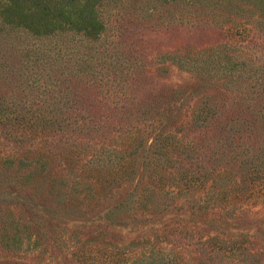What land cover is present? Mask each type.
Returning a JSON list of instances; mask_svg holds the SVG:
<instances>
[{"label":"rangeland","instance_id":"1","mask_svg":"<svg viewBox=\"0 0 264 264\" xmlns=\"http://www.w3.org/2000/svg\"><path fill=\"white\" fill-rule=\"evenodd\" d=\"M98 5L93 39L42 37L0 0V233L37 236L0 264H79L80 242L264 264V0Z\"/></svg>","mask_w":264,"mask_h":264},{"label":"trees","instance_id":"2","mask_svg":"<svg viewBox=\"0 0 264 264\" xmlns=\"http://www.w3.org/2000/svg\"><path fill=\"white\" fill-rule=\"evenodd\" d=\"M4 3L3 14L6 18L12 19L11 22L14 21L19 22L22 29L27 32L46 37L50 34V32L56 31L55 28H59L65 26H71L72 24H76L87 36V38L93 39L95 35H98L101 29H103V24L97 20V11L96 6L101 2V0H1ZM16 18V19H15ZM2 111V110H1ZM3 112V111H2ZM16 113V112H14ZM13 113V114H14ZM0 117L5 121L9 119V115L5 113H0ZM200 117L198 116L197 119ZM22 119V117H21ZM14 119L10 121V126L14 124H18V126H22L30 123V121H24L23 124L19 122V120ZM26 126H23L21 129L25 130ZM6 165V163H2ZM253 172L249 173L252 174ZM246 177V176H245ZM244 177V181H245ZM249 179L248 185L244 187L239 194L244 193L247 195L248 199L257 197V195H261L257 190L255 184H252ZM177 182H180L178 180ZM106 182H104L105 184ZM192 187L194 185H198L197 180H193L191 182ZM191 187V186H190ZM237 189L234 193L238 192ZM247 193V194H246ZM257 193V195H256ZM230 192V198L234 199L243 198L239 194H234ZM243 196V195H242ZM140 199V196H138ZM237 198V199H238ZM233 202V201H232ZM22 225V224H20ZM16 226H14V229ZM24 230H28L29 228L22 225ZM13 229V230H14ZM2 236L0 239L1 247L3 243L6 246H3L8 253L9 251L16 250L23 243V239L31 241L33 238H37L35 234L31 235L26 234V232L21 233L16 230L14 233L5 232V230H1ZM25 239V240H26ZM216 238H211L209 242H212ZM207 243H203V245H207ZM238 241H226L224 242L225 247L231 248L233 251H237L238 248H234ZM12 245V246H11ZM78 247L75 250V254L77 257V262L79 264H177V262L170 257V255L166 251H159L152 247L153 245L149 242H141L137 244L128 245L126 247H122V251L115 252L114 254H102L99 256L98 260L91 259L89 257L92 252V247L90 243H78ZM208 246V245H207ZM88 248V249H87ZM104 258V259H103ZM102 259V260H101ZM12 264H23L18 262H12Z\"/></svg>","mask_w":264,"mask_h":264}]
</instances>
